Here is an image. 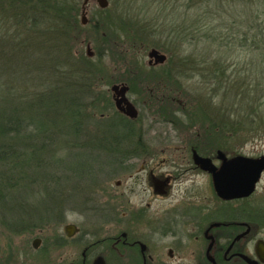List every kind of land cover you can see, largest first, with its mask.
<instances>
[{"label": "rangeland", "instance_id": "rangeland-1", "mask_svg": "<svg viewBox=\"0 0 264 264\" xmlns=\"http://www.w3.org/2000/svg\"><path fill=\"white\" fill-rule=\"evenodd\" d=\"M144 1L148 2L144 3ZM155 1L157 0H108L109 5L107 8L115 12V15L112 14L115 17H120L123 14V17L129 20H134V18L142 19L145 18V16L147 18L150 17L153 20H149L147 23L149 22L151 26L154 24V30H156L158 36L157 39L159 40L161 38V41H165L166 46L171 45L173 51L166 52L163 48L158 49L155 47H149L146 50L132 49L125 44L123 40H121L122 38L119 39V36L124 37V34L120 30L118 20L116 18H113V24L110 28H108L111 36L114 37L113 39L110 37L109 40L104 41L103 37H105V34L103 32L97 36L94 31L88 28L82 32L80 40L72 44V51L74 52V57L84 56V58L90 59L93 64H97L98 62L101 63L106 69L105 72L109 73L106 80H111L110 83H107L106 80H102L100 78V80H98V84L93 89V93L87 95V103H90L89 101H92L91 99L94 98H98L100 100L98 104L100 106L99 109H94L93 107H89L88 109L89 112H92L91 114H93L96 121L99 122L102 118L107 121V118L113 116L115 111L117 112L112 98L113 94L110 91V86L113 84L125 83L130 87L127 97L134 104V107L137 110V117L133 120L131 119L133 124L130 125L135 133V135L133 134V137H137L136 139L133 138V140H145L150 142V150L155 151L156 156L160 158L169 159L177 158L178 156H189V154L182 153L181 151H183V149L180 148L184 145L189 146L199 142V129L197 126H190L189 119L181 113H178L177 116L182 124L173 123L162 116L160 109L165 105L166 95L168 94L171 97L177 98L178 103L182 106V108H185L186 106L190 107L192 106V103L196 101L205 108H210V104L207 100L208 98L211 99V104H223V107L229 105L233 100L236 114L243 116L246 109L244 107H240V95H237L234 98V94L228 93L226 96L228 98L224 100L223 93L227 92L225 86H227L226 82L228 81L229 87L236 84L235 86L239 88L237 91L238 94L243 91H247V93L253 97L260 95V89L254 91L253 85L259 81L264 85V55L260 53V51L264 49V45H259L260 47L257 49L256 46H252L250 43V34L248 35V40H244L242 38V34L248 30L246 29V22L249 20L254 25L252 33L263 30L264 34V15L261 13L264 11V0H232L233 3L237 4L239 13L235 14L234 18H232L230 14H228V16L227 14H224L222 17L226 20L225 28L221 29L219 26L220 23H211L212 25L219 27V29L216 27L214 30L210 27L212 26L210 22L214 20V18H212L213 16H210L212 13H210V15H206V10L204 8L199 9L197 6L187 9V7L184 6L185 4L190 3L189 0L167 1L168 6L165 9V14H167L166 18L164 20H154L156 10L159 7L158 3ZM82 2L83 0H80L79 3L82 5ZM173 5L178 8V11H174L175 9L173 8ZM143 8L146 9L147 12H144ZM250 8L253 10L259 9V14L257 16L254 14L253 17L250 15L247 18L246 11ZM98 9L100 8L94 0H90L88 2L86 7L88 21L90 19L98 20V18H100ZM80 13H78L77 16V20L79 22ZM198 15H200L201 19ZM198 17L200 19L199 23H197L195 27L191 26V22L197 20ZM183 18L187 22H184ZM163 23L165 25L161 27L164 28L162 30L160 29V26ZM178 24H184L185 26L188 24L190 29L185 32L182 30L178 31L174 27ZM150 25H145L146 28H148V33H155L154 30L150 29ZM178 34H180V41L175 37ZM222 37H225V42ZM256 38L258 39L259 35H257ZM87 45L90 48V52L93 54L92 57H89L86 54ZM151 49H156L166 56V61L155 68H150L147 64L149 61L147 53ZM29 50L32 54H26V68L28 64L32 65V67L27 68L28 70H34L32 75H36V73L39 74L41 72L40 74L43 73L45 79L42 86L40 84L39 76L38 80L33 78V82H30L23 80L25 78L23 74L19 75V81H24V88H27L26 94H29L31 98H33L35 94L45 90V85L48 88L54 86L56 77H54L52 71L57 69L59 73V69L68 67H66V65L62 66V62L60 60V64L56 63L52 67V62L50 61V58L45 56V53L42 54L41 57L37 56L36 60L34 59L35 57L30 60L34 51H32V48ZM114 51H117L123 56L127 53V59L133 57V55H135L134 57L137 56L144 68L145 76L141 78L142 84L137 81L134 85H129V83L123 81L125 73L129 71L130 66L127 62H121V60H119L117 56L112 53ZM46 55L50 56L49 52H46ZM33 56L36 55L34 54ZM21 58L22 57H20V59ZM170 61L174 64V68L172 67V70H170L168 64ZM216 62L221 63L222 66L226 68V81H221L217 95L215 94L214 97L213 83L209 82V75L206 73L205 68ZM35 66L40 69H35ZM167 70H170L173 78L174 75L177 77L175 81L178 82L177 85L180 84L181 92H177V89H175L173 85L174 80L171 81V84H168L165 77V72H168ZM243 82L246 85L243 84L241 86ZM28 85H30L29 89ZM166 85H171L170 89L166 87ZM21 90L22 89H19V91ZM33 90L35 91L32 92ZM163 91L164 94L162 93ZM168 91L170 93H168ZM263 97L264 96L258 100L260 103L259 109L257 110L259 114L263 116L262 119L264 122V103H262L264 100ZM104 100H110L112 104L111 109L104 108ZM245 103L246 102L244 101V104ZM175 109L179 110L178 106ZM126 118L128 117L126 116ZM111 120L112 121L110 122L102 124L110 126L112 122L118 123L117 118H113ZM98 122H91V124L87 126V132L89 134L92 132L94 135L93 132H97V134L94 135L95 137L92 135V138H87V140L98 139L97 136L100 135V133L96 131V128L100 127L99 124L96 125ZM101 130H103V127H101ZM106 132L111 135L110 131ZM117 133L119 136H125V133L121 129L117 130ZM253 134L254 132H248L243 129L242 132H238L236 136L232 137V139L230 138L227 140L224 145V150L216 149L214 147L215 151H221L229 158L237 155L250 158L260 157L264 155V127L259 126L258 134ZM118 139L120 138L118 137ZM64 143L61 142V145L65 146L66 141H64ZM161 148L164 150L162 154L159 153ZM66 155L65 148L64 151H61L58 154L59 161L61 160V162L58 164H51L52 161L49 160L50 162L48 163L46 170H48L50 168L49 166H51V169L54 172L52 173L53 179L49 182L51 183V185H49V189L43 190L39 186L36 187V184L33 183H30L29 187H27V183L23 182L22 188L18 189L14 193L18 196L17 199L14 197L10 200V197L7 199L8 206L3 207L0 205V264H65L69 259V254L64 249L62 244V240L65 236L63 229L68 223V218L70 221H74L77 218L74 215H70L68 217L65 214V211L67 210V206L64 203V190L66 187ZM133 164H136V167H138L139 162ZM172 166L174 165H171V163L167 164L168 172L171 171ZM104 175L105 174H101L97 177V179L94 177L96 179V183H106L113 188L115 179H108L106 176L107 179L102 182L101 177ZM193 178L199 188L203 190L207 189V181L205 177L196 175ZM124 185L126 187L131 185V180L126 178L123 182V186ZM204 192H202L203 195L202 193H199L198 198L194 197V204L215 205L217 202H215V200L212 201L214 197L211 194ZM141 196L142 194L139 195L138 191H136L135 196L133 197L135 203H140V201L144 202L148 199V197ZM96 197L98 200L104 202L102 195L97 194ZM149 198L152 197L150 196ZM156 199L157 200L151 199V205L152 208L158 209L159 204H162V202L159 198ZM181 200L182 195L174 191L173 197L167 198L165 203L169 205L170 203L175 201L179 202ZM17 201L26 202L25 206L23 208L21 207L18 211L14 208V203ZM229 208L232 216H234V212L237 213L238 211L243 213L251 212L252 214L263 213L264 172L262 173L259 182L256 184L254 193L244 200L231 202L229 204ZM25 213L31 216H22V214ZM17 214L20 215L22 220L28 222L32 226L30 232L28 231L22 233L21 235H13L8 232L5 227V220L15 219L17 217L14 216ZM237 216L238 215H235L234 217L238 218ZM34 226L37 228H33ZM81 229L83 230L84 228ZM36 238L40 239V245L37 249H34L32 247V242ZM252 245L253 243L248 244V252H251Z\"/></svg>", "mask_w": 264, "mask_h": 264}, {"label": "trees", "instance_id": "trees-1", "mask_svg": "<svg viewBox=\"0 0 264 264\" xmlns=\"http://www.w3.org/2000/svg\"><path fill=\"white\" fill-rule=\"evenodd\" d=\"M167 1L169 0L155 1L159 7L156 10L154 20H164L166 18ZM189 1L190 3L185 4L184 7H187V9L196 6L199 9L204 8L206 15L213 14L210 16H213L214 20L210 24L220 23L221 29L225 28L226 20L222 17L224 14H227V16L230 14L234 18V15L239 13L237 4L233 3L232 0ZM79 2L80 0H0V205L3 207L8 206V198L11 197L10 200L14 197L17 199L18 196L14 193L22 188L23 182L27 183V187H29L30 183H33L36 184V187L39 186L43 190L49 189V185H51L49 182L53 179L52 173L54 172L51 166L46 170L47 165L50 162L49 160L52 161L51 164L61 162L58 154L66 148V145L62 146L61 142L64 143L66 141L67 127L73 135H76L80 127H87L91 122H98L88 109L89 107L99 109L100 100L94 98L89 101L90 103H87V95L92 94L93 89L98 84V80L100 78L106 80L109 73L105 72L104 65L99 62L93 64L90 59L84 58V56L74 57L72 44L80 40L82 32L90 28L97 36L103 32L105 34V37H103L104 41L109 40L110 37L113 39L114 37L111 36L108 28L113 24V18H116L120 30L124 34V37L118 35L119 39L122 38L121 40L132 49L146 50L149 47H155L158 49L163 48L166 52L173 51L171 45L166 46L165 41H161V38L157 39L158 36L156 30H154V24L151 26L149 22L147 23V21L153 20L150 17L147 18L145 16L142 19L134 18V20H129L125 19L123 14L120 17H115V12L108 8L98 9L100 18L98 20L90 19L86 26H81L77 20L78 13L81 12V3ZM145 2L147 3L148 1ZM173 8L175 9L174 11H178L175 5H173ZM183 11L186 12L185 10ZM144 12H147V10L144 9ZM246 13L247 18L250 15L253 17L254 14L257 16L259 9L253 10L250 8ZM261 13L264 15V11ZM198 16L200 17V15ZM199 17L191 22V26L195 27L199 23L201 19ZM183 21L187 22L184 18ZM147 24L150 25V29L154 30L155 33H148ZM163 25L165 24L163 23L160 26L162 30L164 29L161 28ZM174 27L176 30L184 32L190 29L188 24L186 26L178 24ZM210 27L214 30L218 26L212 25ZM253 27L252 22L250 20L247 21L246 29L248 30L243 32L242 38L248 40V35L250 34V43L259 49V45H264L263 30L252 33ZM257 35H259L258 39L256 38ZM175 37L180 41V34ZM222 39L225 42V37H222ZM30 48L36 55L33 56V54L30 60L33 57L36 60L37 56L41 57L45 53V56L50 58L52 67L54 64H58L59 60L62 62V66L66 65L68 67L59 69V73L57 69L52 71L54 77H56L54 86L48 88L45 85V90L35 94L33 98L26 94L27 88H24V81L33 82V78L38 80L39 76L40 84L42 85L45 79L44 74H40L41 72L32 75L34 70L27 69L32 67V65L28 64L26 68V54H32L29 50ZM46 52H49L50 56L46 55ZM112 53L121 62H127L130 66L129 71L125 73L123 81L129 83V85H134L137 81L142 84L141 78L145 76L144 68L137 56L134 57L135 55H133V57L127 59V53H125V56L117 51ZM260 53L264 55V49ZM20 57L22 58L20 59ZM168 64L170 70H172L174 64L171 61ZM170 70H167V73L165 72L167 82L171 84V81L174 80L175 89H177V92H181L180 84L177 85L178 82L175 81L177 77L174 75L173 78ZM205 70L209 75V82L213 83V94L215 97L221 81H226V68L221 63L216 62L206 67ZM20 74L25 76L24 81H19L18 77ZM110 81L106 80L107 83H110ZM226 83L225 89L227 92L223 93L224 100L228 98L226 97L228 93L234 94V98L240 95V107L246 109L243 116L236 114L233 100L229 105L223 107V104H211V99L208 98L210 108H205L197 101L192 103L190 107L182 108L178 103V99L168 94L166 95L165 105L161 107L160 112L165 119L176 124H182L177 114L185 115L189 119L190 126L198 127L200 141L212 142L216 149L224 150L227 140L232 139L238 132H242L243 129L248 132H254L253 135H255L258 134L259 126L264 127L263 116L257 110L260 103L258 100L264 96V85L260 81L253 85L254 91L260 89V95L253 97L247 91L238 94L239 88L235 86L236 84L229 87V82L227 81ZM243 84L244 82L241 86ZM170 86L166 85L169 89ZM29 87L30 85H28V89ZM19 89L22 90L19 91ZM162 93L164 94V91ZM168 93L170 92L168 91ZM104 101V108L111 109L110 100ZM244 101L246 102L245 104ZM262 103H264V100ZM177 106L179 110L175 109ZM100 123H102L101 120L96 125ZM132 124L133 121L128 122L118 116V123L112 122L110 126L123 125L127 127ZM123 132L125 131L123 130ZM128 133L135 135L134 132L129 131ZM91 138L89 137V139ZM133 138L136 139L137 137ZM82 166L84 167L82 168ZM82 166L81 171L87 173L89 170V157H87V163L84 161ZM25 204L26 202L24 201H17L14 203V208L18 211ZM25 214H22V216H31ZM14 217L19 218L5 220V227L9 233L21 235L31 231L32 226L22 220L20 215L17 214ZM246 221L264 227V211L256 214L246 212ZM33 228L37 227L34 226Z\"/></svg>", "mask_w": 264, "mask_h": 264}, {"label": "flooded vegetation", "instance_id": "flooded-vegetation-1", "mask_svg": "<svg viewBox=\"0 0 264 264\" xmlns=\"http://www.w3.org/2000/svg\"><path fill=\"white\" fill-rule=\"evenodd\" d=\"M118 116L132 121L118 111L101 121L110 122ZM102 123L96 128L100 133L97 140H87L93 135L87 127H80L76 135L69 128L66 133L65 214L77 219L68 218L65 225L76 228L71 236L64 233L62 244L69 254L65 264H247L240 255L257 259L255 244L264 241V227L246 221V213L241 211L233 213L238 218L232 216L229 204L244 199L218 198L211 174L194 162L195 152L220 167L212 142L179 147L189 156L160 158L150 150V142L133 140L134 135L128 133L134 132L130 125L112 127ZM119 129L125 131V136L118 135ZM163 152L161 148L159 153ZM87 157L90 170L84 173L81 166L87 163ZM136 162L138 167L133 164ZM170 163L174 166L168 172ZM101 174H105L102 182L106 176L115 179L113 188L96 183ZM196 175L206 178V190L198 187L193 178ZM126 178L131 180L128 187L123 186ZM136 191L148 199L135 203ZM174 191L182 195V200L167 205L166 199L173 197ZM202 192L211 194L217 203L194 204V197ZM97 194L104 202L97 199ZM156 198L162 202L158 209L151 205V199ZM249 243H253L251 252Z\"/></svg>", "mask_w": 264, "mask_h": 264}, {"label": "water", "instance_id": "water-1", "mask_svg": "<svg viewBox=\"0 0 264 264\" xmlns=\"http://www.w3.org/2000/svg\"><path fill=\"white\" fill-rule=\"evenodd\" d=\"M89 1L90 0H83L81 5L80 23L82 26L88 23L86 7ZM94 1L100 9H106L109 5L108 0ZM86 54L89 57L93 56L88 45ZM147 57L149 59V65L151 63L160 65L166 61V56L156 49L149 50ZM110 91L113 94V100L117 111L124 114L129 119H135L137 117V110L126 96L128 86L125 84H115L110 86ZM217 156L218 159L221 160L219 168L214 167L209 159L202 158L195 152L193 153L194 162L211 174L213 189L216 196L224 201L246 199L250 197L254 193L256 184L259 182L264 172V155L257 158L241 155L227 158L225 154L218 151ZM63 230L66 235L71 236L75 233L76 228L73 225H67ZM39 245L40 239H34L32 247L37 249ZM255 253L257 256L256 260H252L245 255H240V257L247 264H258L259 262L264 264V241L259 240L256 242Z\"/></svg>", "mask_w": 264, "mask_h": 264}]
</instances>
